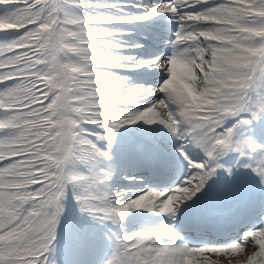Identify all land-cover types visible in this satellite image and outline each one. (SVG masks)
Masks as SVG:
<instances>
[{
    "label": "snow or ice",
    "instance_id": "6c2138e0",
    "mask_svg": "<svg viewBox=\"0 0 264 264\" xmlns=\"http://www.w3.org/2000/svg\"><path fill=\"white\" fill-rule=\"evenodd\" d=\"M264 264V0H0V264Z\"/></svg>",
    "mask_w": 264,
    "mask_h": 264
},
{
    "label": "bare ground",
    "instance_id": "6f19581e",
    "mask_svg": "<svg viewBox=\"0 0 264 264\" xmlns=\"http://www.w3.org/2000/svg\"><path fill=\"white\" fill-rule=\"evenodd\" d=\"M239 255V254H238ZM231 257V256H230ZM241 257H243L242 255H241ZM211 262H212V264H228V262H232V263H237L238 262V260L240 259H238V258H233V260H231V261H227V260H224V256H220V257H218V256H216V255H208V257H207ZM244 258V257H243ZM238 259V260H237ZM241 260V259H240ZM239 260V261H240Z\"/></svg>",
    "mask_w": 264,
    "mask_h": 264
},
{
    "label": "rangeland",
    "instance_id": "374dc122",
    "mask_svg": "<svg viewBox=\"0 0 264 264\" xmlns=\"http://www.w3.org/2000/svg\"><path fill=\"white\" fill-rule=\"evenodd\" d=\"M235 257L238 258V259L240 258V259H241V260L239 259L240 261H243V259H244L243 257H241L240 254H239V255L237 254L236 256H231V257H230V256H224V260L231 261V260H233V258H235ZM238 259H237V260H238ZM239 260H238V261H239ZM228 264H234V263H232V262H228ZM235 264H237V263H235Z\"/></svg>",
    "mask_w": 264,
    "mask_h": 264
}]
</instances>
